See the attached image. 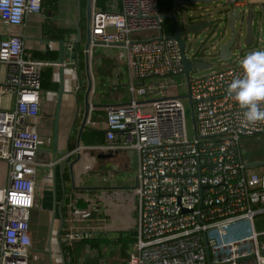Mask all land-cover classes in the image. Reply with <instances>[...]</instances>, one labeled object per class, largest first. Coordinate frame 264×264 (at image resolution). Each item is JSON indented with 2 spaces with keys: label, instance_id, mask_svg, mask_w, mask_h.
Here are the masks:
<instances>
[{
  "label": "built area",
  "instance_id": "2783aa9c",
  "mask_svg": "<svg viewBox=\"0 0 264 264\" xmlns=\"http://www.w3.org/2000/svg\"><path fill=\"white\" fill-rule=\"evenodd\" d=\"M228 2L248 5L246 0ZM42 8L43 0H0V19L21 25ZM166 17L160 0H112L107 9L95 3L88 21L91 41L83 48L90 57L99 42L119 45L127 64L131 98L108 106L104 145L138 152L137 237L126 264H207L208 251L213 264H264L256 229V215L264 212V163L260 169L249 166L241 145L243 135L264 132V122L245 123V110L227 91L234 78L244 75L243 68L237 63L186 76L195 128L190 137L182 96L169 90L185 66L178 38L163 31ZM108 19L116 21L115 31L108 30ZM146 30L155 33H140ZM56 64L26 51L21 34H0V95H14L12 106L0 108V158L8 163L6 183L0 185V264H31L41 136L25 122L40 114L43 68ZM73 203L61 236L70 246L95 226L91 204ZM245 218L252 233L225 239L229 228Z\"/></svg>",
  "mask_w": 264,
  "mask_h": 264
},
{
  "label": "crops",
  "instance_id": "0c3cea01",
  "mask_svg": "<svg viewBox=\"0 0 264 264\" xmlns=\"http://www.w3.org/2000/svg\"><path fill=\"white\" fill-rule=\"evenodd\" d=\"M162 1L166 4L162 8L160 3L161 11L169 13V6L173 2ZM89 3L91 7L96 3L98 7L107 9L111 7L112 0H104L102 5H98V0H43L42 10L30 12L24 24H7L0 19L1 35L21 34L26 51L35 57L58 62L43 68L42 83L43 74L50 82L42 86L40 114L25 122V125L36 129L41 136L36 174L38 201L31 216V264H65L71 255L79 264L86 261L126 264L128 249L134 242L129 243L123 251L116 237L119 233L136 230L137 215L134 220L133 207L130 206L133 202L124 203L123 199L132 197L136 203L133 186L139 164L138 152L131 146L119 144L121 136L118 138L119 147H104L107 144L105 123L108 106L127 102L131 98L127 64L119 45L101 42L93 47L87 59L83 48L87 41ZM75 37V46L70 49L69 42ZM89 80L92 81L89 96L92 104L87 127L83 129L78 145ZM61 83L64 92L57 117ZM10 101L11 104L14 101L13 94ZM56 119L57 152L54 154ZM94 129L103 130L101 137L93 133ZM83 147L100 150L98 158L106 169L90 170L92 158L89 157L86 162L81 154L71 172L70 163ZM132 164L133 170L129 171ZM7 170V161L0 158V185L6 183ZM95 172L103 173V180H106L99 181ZM84 186L92 187L87 189ZM106 194L115 196L116 200L105 201L103 197ZM72 200L74 207L92 206L89 217L95 226L92 233L86 236L106 238L107 241L93 245L80 244L79 239L70 246L61 240L62 232L74 212L73 205H70ZM38 232L46 234L44 244L39 246L35 244Z\"/></svg>",
  "mask_w": 264,
  "mask_h": 264
},
{
  "label": "rangeland",
  "instance_id": "374dc122",
  "mask_svg": "<svg viewBox=\"0 0 264 264\" xmlns=\"http://www.w3.org/2000/svg\"><path fill=\"white\" fill-rule=\"evenodd\" d=\"M248 5L239 6L240 17L237 19L236 27L238 32H241V35L237 37L235 43L231 47L232 55L228 59H223L220 54V45L226 41L232 30L228 25V20L226 18V9L230 7V3L228 0H213V1H193L189 3H178L173 2L172 10L175 14V19L173 20L171 17L167 19H171L172 27L169 28L168 34H172L174 32V21L177 26L180 28H184L191 21L192 18H207L211 20V26L209 28L196 31V32H185L183 35L185 41V52L186 54L192 58L193 60H203L205 62L211 63L212 66L197 69L193 67L189 71L190 76H203L208 75L213 72L219 71L228 67L231 64L241 63L242 59L256 50H264V14L262 13L261 7L264 0H247ZM253 7L256 15L253 19V30H254V39L251 43H247L245 41L246 34V21L245 16L248 14V9ZM196 20V19H195ZM107 28L110 31H115L116 29V21L114 19L107 20ZM168 22L164 23L163 31L167 29ZM145 36H150L155 33L153 30L141 31ZM5 72V67L2 68L1 77H3ZM175 79L178 81V84L170 87L169 90H172L177 95H185L187 94V83H186V75L178 74L175 76ZM11 94H3L0 95V108L10 107L12 106L10 101ZM182 100L186 109V120H187V129L190 137H193L195 134L194 128V114L192 108V102L189 97L183 96ZM241 145L243 146L245 152L244 157L247 162L253 161H263L264 160V132H258L251 135H243L241 137ZM136 151V150H135ZM98 152L100 150L94 149L93 147H83L81 150V154L84 156V160L88 162V158H92V165L90 170L95 171L96 169L105 170L106 167L100 164V159L98 158ZM134 164L130 167L129 171H132ZM261 166H255V168L260 169ZM122 171V170H120ZM95 172L94 174H96ZM96 177H98L99 181H105L103 173H97ZM114 179V178H113ZM134 182V180L132 181ZM101 191V190H99ZM101 193V192H97ZM85 196H87L85 194ZM132 196V195H131ZM123 198V197H122ZM103 199L107 202H113L116 200L115 196L106 194ZM124 203L128 202L131 207H133L132 213L133 219L135 220V216H138V211L136 208V203L134 198L125 197L123 199ZM136 212V213H135ZM112 220V219H111ZM109 220V221H111ZM113 222V221H112ZM117 225V224H116ZM256 229L260 232L259 242L260 245H264V212L256 215ZM252 225L249 218L240 219L236 222V224L232 225L228 234L225 235V239H228L230 236H243L252 233ZM214 233V232H213ZM48 235V234H47ZM44 236L46 234H42L38 232L37 237L38 240L35 244L39 246L40 244H44ZM49 239V237H48ZM120 247V243H119Z\"/></svg>",
  "mask_w": 264,
  "mask_h": 264
},
{
  "label": "water",
  "instance_id": "95a60500",
  "mask_svg": "<svg viewBox=\"0 0 264 264\" xmlns=\"http://www.w3.org/2000/svg\"><path fill=\"white\" fill-rule=\"evenodd\" d=\"M193 1L209 2V1H213V0H175V2H178V3H189V2H193ZM226 10H227L226 11V18L228 20V25L231 28L232 33H231L230 37L220 45V54H221V57L223 59L230 58V56L232 55L231 47L235 43L237 37L241 35V32L240 31L238 32L237 27H236L237 19L241 15L239 7L232 6L230 3V7H227ZM165 15L168 17H171L173 20L175 19V14L173 13L172 8L170 9V12L166 13ZM255 15H256V13H255L253 7H250L248 9V14L245 16V21H246V25H247L246 34H245V41L247 43H251L254 39L253 19H254ZM87 17H88V21H89L90 17H91V5H90V3L88 5ZM211 24H212L211 20H209L207 18H203V17L201 18V16H198V18H192L191 21L184 28L178 27L176 22L174 21V36H176L179 40L181 54H182V58H183L184 66H185V74L187 77L189 76L190 69H192L193 67H195L197 69H204V68L212 66V64L205 62L203 60H193L192 58H190L185 52V41H184L183 35L185 34L186 31L187 32H196V31H200V30L209 28L211 26ZM90 41H91V30L88 27L86 46H88L90 44ZM88 58L89 57L87 56V59ZM63 59L64 58L62 56L61 61H63ZM91 88H92V81L89 80L88 88L86 91L85 112H84L82 122H81V126H80L78 145H80L79 143H80L81 133H82L83 129L87 127V121H88V117L90 114V109H91L92 103L89 100V93H90ZM63 92H64V86L61 83V86L59 89L57 117H58L60 106H61ZM189 95L190 94L187 93V94L181 95V96L182 97L183 96L189 97ZM56 137H57V119H56V128H55L54 154L57 152V147H56V139L57 138ZM81 156H82L81 152L79 151L77 153V156L71 161V163H70L71 172H73V164L76 161H78L81 158ZM263 163H264V160L263 161H253V162H250L248 165L249 166H258V165L263 164ZM90 187H92V186H84V188H87V189H89ZM207 264H213V261L211 260V255H210L209 251H208Z\"/></svg>",
  "mask_w": 264,
  "mask_h": 264
},
{
  "label": "clouds",
  "instance_id": "9594fccd",
  "mask_svg": "<svg viewBox=\"0 0 264 264\" xmlns=\"http://www.w3.org/2000/svg\"><path fill=\"white\" fill-rule=\"evenodd\" d=\"M241 66L244 75L230 82L228 94L245 110V123L264 122V50L252 51L246 55Z\"/></svg>",
  "mask_w": 264,
  "mask_h": 264
},
{
  "label": "trees",
  "instance_id": "16d2710c",
  "mask_svg": "<svg viewBox=\"0 0 264 264\" xmlns=\"http://www.w3.org/2000/svg\"><path fill=\"white\" fill-rule=\"evenodd\" d=\"M103 1L104 0H98V5H102V3H103ZM160 3H161V6H162V8L165 6V2H163L162 0H160ZM172 6H169V9L171 8ZM168 17H166L165 18V21H164V23H166V22H168V25H167V29L165 30V31H169V28L170 27H172V24H171V19L170 20H168L167 19ZM49 82H50V79L49 80H47L46 79V75H45V77H44V74H43V83H42V86L44 87V86H46V85H48L49 84ZM93 131V133H95L96 135H98V136H100V135H102V133H103V130H99V129H94V130H92ZM101 137V136H100ZM99 137V138H100ZM70 146H72V143H70ZM136 237H137V231L136 230H131V232H128V233H119L118 234V236L116 237V241L118 242V243H120V245H121V249L124 251L125 250V248L129 245V243H131L132 241H135L136 240ZM108 239H106V238H96V237H88V236H84L83 238H81L80 239V244H93V245H99L101 242H105V241H107ZM65 247H67V245H64ZM89 262V264H96L94 261H86L85 263H83V264H86V263H88ZM65 264H79L78 262H77V260H76V258H74V257H72V255H71V258H70V260L68 261H66L65 262Z\"/></svg>",
  "mask_w": 264,
  "mask_h": 264
}]
</instances>
